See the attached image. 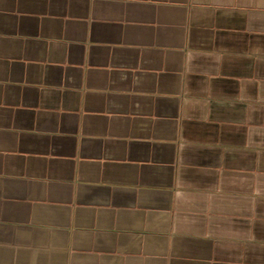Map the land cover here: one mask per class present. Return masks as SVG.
Returning a JSON list of instances; mask_svg holds the SVG:
<instances>
[{"label": "crops", "instance_id": "crops-1", "mask_svg": "<svg viewBox=\"0 0 264 264\" xmlns=\"http://www.w3.org/2000/svg\"><path fill=\"white\" fill-rule=\"evenodd\" d=\"M0 264H264V0H0Z\"/></svg>", "mask_w": 264, "mask_h": 264}]
</instances>
